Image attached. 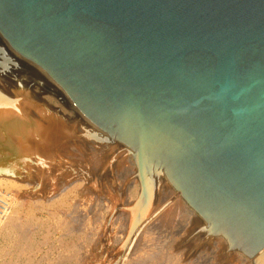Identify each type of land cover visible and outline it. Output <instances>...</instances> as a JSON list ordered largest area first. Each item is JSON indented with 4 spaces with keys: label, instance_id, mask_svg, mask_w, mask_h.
Returning <instances> with one entry per match:
<instances>
[{
    "label": "water",
    "instance_id": "water-1",
    "mask_svg": "<svg viewBox=\"0 0 264 264\" xmlns=\"http://www.w3.org/2000/svg\"><path fill=\"white\" fill-rule=\"evenodd\" d=\"M0 162L38 130L29 101L77 135L124 142L167 179L229 249L264 264V0H0Z\"/></svg>",
    "mask_w": 264,
    "mask_h": 264
},
{
    "label": "bare ground",
    "instance_id": "bare-ground-1",
    "mask_svg": "<svg viewBox=\"0 0 264 264\" xmlns=\"http://www.w3.org/2000/svg\"><path fill=\"white\" fill-rule=\"evenodd\" d=\"M0 41L15 59L31 66L56 88L72 108L67 110L52 95H42L41 99L64 116L75 118L77 114L111 142L109 134L88 120L45 71L17 53L1 34ZM22 105L34 112L42 124H38V130L25 127L26 141L32 144L19 160L0 162V186L13 204L0 226L2 264H24L22 259L27 263L32 251L39 249L32 238L31 224L35 221L49 222L54 233L91 240L94 246L104 237L118 238L128 232L126 247L130 252L113 264H253L238 252H230L223 236L193 242L188 235L199 230L204 221L161 173V166L141 159L118 139L106 145L86 141L77 136L85 133L79 126L74 128L59 115L29 101ZM153 168L155 172L149 173ZM137 235L141 236L139 240ZM2 238L16 239L18 259L8 257L9 252L1 248ZM87 246H72L61 239L57 249L79 256V251L88 254L93 247Z\"/></svg>",
    "mask_w": 264,
    "mask_h": 264
},
{
    "label": "rangeland",
    "instance_id": "rangeland-1",
    "mask_svg": "<svg viewBox=\"0 0 264 264\" xmlns=\"http://www.w3.org/2000/svg\"><path fill=\"white\" fill-rule=\"evenodd\" d=\"M133 156H134V154H133ZM134 161H135V156H134ZM135 165H136V162H135ZM155 170L156 169L153 168V169L148 170V172L149 173H154ZM160 171H163V169L160 168ZM161 173H163L166 176L164 171L161 172ZM9 197L6 195L4 189L0 186V226L6 221V217H7L8 213L13 210V208H12L13 204L10 203L11 200L8 199ZM43 222L44 221H42L41 223L37 224L38 222L35 221V222H33L31 224V228H32L31 230L34 229L32 238H33V240L35 239V241L33 242V244L36 243L35 246H37L40 250L39 249L33 250L32 253L30 254L28 260H27L28 261L27 263L24 262L25 259H22V262L24 264H113V263H116L118 257L123 256L126 253L130 252L129 251L130 249L128 248V246L126 247L127 239L130 236L128 234V232H126L125 234H123L121 236H118V238H115V237L112 236L111 238H107V240H106V238L104 236H102L101 239L104 237V239L101 240L102 242L99 241L97 243V241L96 242L94 241L95 244H98V246H96V245L94 246V243L91 240L90 241L87 240V242H86V239H84V238L81 239L80 237H76V236H73V235H67L66 233H63V232L54 233V229L52 230L50 227H48L50 225L49 222H44V223ZM131 222L132 221L130 219V224H131ZM40 224H41V226H40ZM109 224H111V223H109ZM114 225L117 227L118 223H115ZM35 226H36V228H35ZM103 226H104L103 229H105V226H106V222L105 221L103 222ZM39 227H41V228H39ZM108 227H109V229H111L112 228V224H111V226L108 225ZM200 228H199V230L192 231L188 235V236L191 235L192 240H193L194 243L206 240L208 238H214L215 237V236H212L209 233V230L206 227V222L205 221H204V225L202 226V224H201ZM44 229L48 230L50 232H47ZM195 234L197 236H194ZM48 235H49V237H48ZM139 236L138 235L136 236V237H138L137 240L140 239L141 236L140 237ZM201 236L204 237V238H202ZM61 239H63L64 242L71 244L72 246H80L81 245V247L82 246L85 247L86 245H88L86 248H89L92 245L94 248L92 247V249L88 252V254L85 251H83V250L79 251L80 252L79 256H77L76 254L75 255L71 254L68 251H63L62 252V251H59V249H57L58 245L60 244ZM96 240H98V239L96 238ZM2 243H3V245L1 246V248L4 249L5 252H9V256L8 257H11L13 260L14 259H18L19 254H18V244L16 242V239H12V240H9V239L5 240L4 239L3 240V238H2ZM77 243H79V244H77ZM101 243H103V244H101ZM74 244H76V245H74ZM53 247H55V249H53ZM134 252H135V247H134L132 253L134 254ZM230 252H238L239 255H242L245 258H247L248 260H251L250 258L245 256L244 254H242L238 250H230ZM10 253H11V255H10ZM17 254H18V256H17ZM1 255H3V253H1V251H0V264L3 263V257ZM127 256H129V258H130L132 256V254L131 255L128 254ZM118 260H119V258H118Z\"/></svg>",
    "mask_w": 264,
    "mask_h": 264
}]
</instances>
